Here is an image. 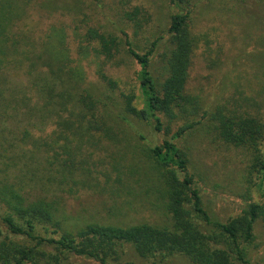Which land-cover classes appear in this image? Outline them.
<instances>
[{
	"label": "rangeland",
	"instance_id": "rangeland-1",
	"mask_svg": "<svg viewBox=\"0 0 264 264\" xmlns=\"http://www.w3.org/2000/svg\"><path fill=\"white\" fill-rule=\"evenodd\" d=\"M176 4L171 0H0V23L5 27L0 29V197L6 190L30 200L43 195L33 180L39 157L33 159L29 138L33 134L45 138L55 126L53 115L49 113L45 120L46 112L37 107L34 83L55 76L46 65L51 66L49 54L41 50L61 41L66 55L60 62L53 61L64 68L57 75L60 90L66 85L73 98L89 93L98 100L99 113L106 112L110 130L109 138L93 135L100 143L80 145L84 158L86 149L94 151V162L88 160V167L98 172L87 183L76 187L70 183L71 190L62 192L59 215L65 231L93 222H168L148 149L162 145L187 122L198 123L175 144L186 155L188 173L211 221L230 224L247 218L252 204L264 208V0H181ZM135 8L138 13L129 20L125 15ZM181 11L189 12L188 31L194 41L185 84L189 102L184 103L185 112L173 110L170 117L159 114L161 129L157 131L153 123L125 112L127 97H133L134 109L143 107L139 66L125 47L107 59L95 52V42L87 44L84 37L89 29H96L124 41V32L139 54L160 38L149 67L160 82L166 77L170 17ZM246 121L253 122L250 129L240 125ZM228 127L240 137L251 133V145L223 138L221 133ZM25 135L30 136L26 139ZM7 210L0 202L2 237L8 233L3 222ZM209 228L205 225L204 231ZM241 247L247 264H264L261 211L252 224L251 240ZM119 254L123 264H151L130 251ZM231 257L232 264H242ZM79 264L97 263L84 260ZM168 264L191 263L173 257Z\"/></svg>",
	"mask_w": 264,
	"mask_h": 264
},
{
	"label": "trees",
	"instance_id": "trees-1",
	"mask_svg": "<svg viewBox=\"0 0 264 264\" xmlns=\"http://www.w3.org/2000/svg\"><path fill=\"white\" fill-rule=\"evenodd\" d=\"M171 2L181 4V0ZM137 13L138 9L135 8L125 16L132 20ZM188 20L187 11L170 17L166 77L160 82L153 78L149 70L153 50L160 38L151 43L146 53L139 54L132 48L124 32H121L124 41L96 29H89L84 37L87 44L95 42V52L107 59L112 58L113 52H118L120 47H125L126 53L139 66L138 80L143 104L141 109L136 110L130 104L133 97H127L125 112L147 124L153 123L157 131L161 129L159 114L170 117L173 110L185 112L184 103L189 102L185 95V84L194 41L189 35ZM0 26L5 30L1 23ZM56 44L41 50L43 55L49 54L46 58L52 67L46 65L55 76L50 74L39 83H34L37 107L46 112L45 120L49 118V113L53 115L51 122L55 129L45 138L36 134L24 137L27 139L30 136L33 159L39 157L36 159L37 172L33 180L42 188L43 195L30 200L17 191L6 190L0 197V202L8 207L3 217L8 233L3 237L0 233V264H79L84 260L97 264H123L119 262V252L124 254L127 251L151 264H168L173 257H180L191 264H232L231 256L247 264L241 245L251 240L252 224L260 211L264 214V208L252 204L247 218L234 220L230 224L211 221L194 186L193 177L188 173L186 155L175 144L198 122L184 123L169 140L148 149L154 175L160 183V198L165 204L168 222L162 225L93 222L84 224L76 231L62 228L63 218L59 215L62 192L67 193L72 187L87 183L88 178L98 172L88 167V160L94 162V151L86 149L84 158L80 145L84 141L100 143L93 139V135L98 133L102 138H109L110 130L106 127V112L99 113L102 107L98 100L89 93L86 96L76 94L79 96L73 98L66 85L60 90L62 83H59L57 75H61L64 68L63 64L57 67L53 61L60 62L66 52L61 41ZM31 72L28 71L29 74ZM100 77L109 85L112 83L106 76L101 74ZM252 123L246 121V124L241 122L240 125L250 129ZM255 129L258 131L257 127ZM221 136L243 145H251L252 141L251 133H243L240 137L229 127ZM261 168L264 169V163ZM205 225L210 227L209 230L204 231ZM17 239L34 244L27 246L24 242H17ZM110 256L114 257L111 259Z\"/></svg>",
	"mask_w": 264,
	"mask_h": 264
}]
</instances>
